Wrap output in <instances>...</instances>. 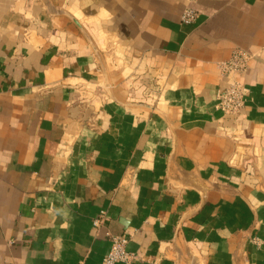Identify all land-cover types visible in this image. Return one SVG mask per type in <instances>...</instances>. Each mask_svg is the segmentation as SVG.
Masks as SVG:
<instances>
[{
  "label": "crops",
  "instance_id": "obj_1",
  "mask_svg": "<svg viewBox=\"0 0 264 264\" xmlns=\"http://www.w3.org/2000/svg\"><path fill=\"white\" fill-rule=\"evenodd\" d=\"M188 4L0 0V264H264V0Z\"/></svg>",
  "mask_w": 264,
  "mask_h": 264
},
{
  "label": "built area",
  "instance_id": "obj_2",
  "mask_svg": "<svg viewBox=\"0 0 264 264\" xmlns=\"http://www.w3.org/2000/svg\"><path fill=\"white\" fill-rule=\"evenodd\" d=\"M196 1L198 0H187L189 4L184 9L181 16V21L183 23L192 24L196 21L198 12L191 5ZM252 58L253 54L248 51L244 49H236L229 60L220 63V67L225 74L233 75L235 77L247 70L249 61ZM248 94L249 89L247 86L234 78L233 82L227 88L218 92L216 107L226 115H240L245 107ZM106 219V214L102 212L99 217L94 220V225L96 227H101L104 225ZM109 235L111 237V248L104 257L102 264H131L139 258L136 253L131 252L128 249L131 240L130 236L113 233H109Z\"/></svg>",
  "mask_w": 264,
  "mask_h": 264
},
{
  "label": "water",
  "instance_id": "obj_3",
  "mask_svg": "<svg viewBox=\"0 0 264 264\" xmlns=\"http://www.w3.org/2000/svg\"><path fill=\"white\" fill-rule=\"evenodd\" d=\"M76 23H78L77 22V20L74 18V17H72L71 15H69ZM78 25L81 27V29H82V31L84 32V34L85 35H87V33H86V31L82 28V26L78 23ZM88 37V36H87ZM88 39H89V41H90V43L92 44V46H93V48L95 49V51L98 53V51H97V49H96V47H95V45L93 44V42H92V40L88 37Z\"/></svg>",
  "mask_w": 264,
  "mask_h": 264
}]
</instances>
